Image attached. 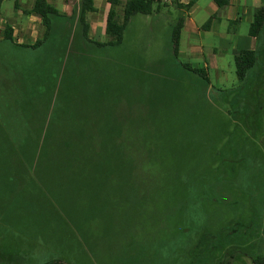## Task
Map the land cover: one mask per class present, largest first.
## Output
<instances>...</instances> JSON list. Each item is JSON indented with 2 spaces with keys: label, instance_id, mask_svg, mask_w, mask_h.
Here are the masks:
<instances>
[{
  "label": "rangeland",
  "instance_id": "374dc122",
  "mask_svg": "<svg viewBox=\"0 0 264 264\" xmlns=\"http://www.w3.org/2000/svg\"><path fill=\"white\" fill-rule=\"evenodd\" d=\"M159 10L132 16L119 46L81 31L69 42L64 23L65 47L0 42V264H251L264 241V29L245 81L229 59L207 84L183 66L200 62L186 42L174 55L179 12ZM44 136L85 138L90 161L45 148L31 162Z\"/></svg>",
  "mask_w": 264,
  "mask_h": 264
},
{
  "label": "crops",
  "instance_id": "0c3cea01",
  "mask_svg": "<svg viewBox=\"0 0 264 264\" xmlns=\"http://www.w3.org/2000/svg\"><path fill=\"white\" fill-rule=\"evenodd\" d=\"M190 1L178 0L177 6H167L166 8L177 10L180 17L183 18L179 47L182 41L186 42L187 55L200 61L191 62V67L203 69L209 77L211 70L224 68L227 60L230 59L234 63V57L238 51L253 50L256 38L249 35V27L253 21L254 13L263 5L264 0H225L223 5H218L214 0H193V3L187 8ZM33 2L34 0H2L0 2V42L11 43L4 37L7 26L12 28L14 42L11 44L17 50L18 48H26L22 45H27L31 49L30 46H35L36 42L42 39L44 31L42 37L39 38L36 29L37 25L42 26L40 17L26 13L31 9ZM47 2L60 14L52 18L54 31L50 35L51 40H53L51 46L65 47V41L61 38L58 40L59 35L56 28L60 23V25L64 23L63 27L72 24L73 29L77 28L76 17L79 0H47ZM94 6L96 8L94 14L98 18L104 19V26L101 31L96 28V24L92 23L90 16H88L93 13H89L87 15L89 41H92V36L97 33L103 34L104 37L107 36L105 20L109 4L106 0H99L98 7L96 0H94ZM159 9L155 12H159ZM240 25L246 27L243 34L239 33ZM70 31H67L66 37H63L69 38L70 42L72 34H74V37L77 36L76 38L81 40L79 29ZM17 34L19 35L18 39H16ZM76 47L82 49L83 44L80 43Z\"/></svg>",
  "mask_w": 264,
  "mask_h": 264
},
{
  "label": "trees",
  "instance_id": "16d2710c",
  "mask_svg": "<svg viewBox=\"0 0 264 264\" xmlns=\"http://www.w3.org/2000/svg\"><path fill=\"white\" fill-rule=\"evenodd\" d=\"M2 0H0L1 2ZM218 5H223L225 0H214ZM109 4V9L106 15L105 20V33L110 38L106 42L100 43L96 42V45L102 46H119L123 41V34L127 28L129 20L132 16L136 14L150 15L153 12L157 11L161 6L153 3L151 0H125L123 5V15L121 21L117 19V11L116 6L120 3V0H106ZM193 3L191 0L187 8ZM174 5H178L175 3ZM173 5V6H174ZM164 7V6H162ZM96 8L94 6V0H79V7L77 11V19H76V27L82 33V36L85 40H89L88 31L89 25L87 22V15L89 13H94ZM27 14H35L40 17L41 24L44 27V35L42 39H39L36 42V45L30 46L32 48H36L42 44V42L49 39L51 33L54 31L52 18L54 16L60 15L59 12L47 2V0H34L31 9L26 12ZM183 26V18H178L177 22L172 28L171 39L173 45L174 55L178 56L179 54V43L180 36ZM264 29V3L263 5L256 10L253 15V21L249 27V35L258 39L262 30ZM7 31L4 33L5 40L13 43L14 38L12 36V28L7 26ZM74 34L72 35V40H74ZM23 47L29 48L27 45H22ZM257 62V51L256 50H240L237 52L234 57V68L235 74L240 82L245 81L248 72L254 67ZM183 66L191 71V73L198 75L201 77L205 83L209 84L210 80L208 75L203 69L191 67L189 64H183ZM42 146L41 152L36 150L37 152L32 154L31 162L39 163L40 155L45 154L43 150L47 148V151L51 152L48 156L50 159L52 156H56L58 158V162L66 163L73 162L78 163L81 161L88 162L90 161V156L87 154L88 150V140L82 137H74V138H64L59 139L57 142L51 137H41ZM57 140V139H56ZM98 140V139H97ZM27 141V139L25 140ZM38 141V140H37ZM40 141V140H39ZM38 141V143H39ZM101 143L103 142L100 139ZM98 140V142H100ZM104 144L107 146H114V139L108 138L107 141L104 140ZM59 145V146H58ZM58 146V147H57ZM102 146V145H101ZM111 150L110 148H107ZM27 155L29 153L23 154L22 156L27 159ZM89 157V158H88ZM29 161V160H28ZM50 162V160H47ZM44 264H64L59 260H50ZM251 264H264V241L262 244L258 245L256 254L251 258Z\"/></svg>",
  "mask_w": 264,
  "mask_h": 264
},
{
  "label": "built area",
  "instance_id": "2783aa9c",
  "mask_svg": "<svg viewBox=\"0 0 264 264\" xmlns=\"http://www.w3.org/2000/svg\"><path fill=\"white\" fill-rule=\"evenodd\" d=\"M153 3L160 6H173L175 3H178V0H151Z\"/></svg>",
  "mask_w": 264,
  "mask_h": 264
}]
</instances>
